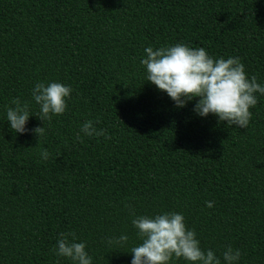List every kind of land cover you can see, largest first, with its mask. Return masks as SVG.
<instances>
[{
	"label": "trees",
	"instance_id": "trees-1",
	"mask_svg": "<svg viewBox=\"0 0 264 264\" xmlns=\"http://www.w3.org/2000/svg\"><path fill=\"white\" fill-rule=\"evenodd\" d=\"M177 43L239 57L264 84V0H0V264H70L53 252L62 232L93 264H130L132 219L162 212L182 213L202 249L264 264V96L245 128L197 116L195 100L176 108L140 59ZM39 82L72 89L44 122ZM13 97L33 115L26 127L44 128L39 142L9 129ZM87 120L108 138H77Z\"/></svg>",
	"mask_w": 264,
	"mask_h": 264
},
{
	"label": "clouds",
	"instance_id": "clouds-1",
	"mask_svg": "<svg viewBox=\"0 0 264 264\" xmlns=\"http://www.w3.org/2000/svg\"><path fill=\"white\" fill-rule=\"evenodd\" d=\"M144 67L146 80L160 92L165 93L176 108H183L195 100L193 112L206 118L210 114L218 122H226L245 128L252 116L251 108L258 103L257 94L264 96V84L257 82L255 76L249 78L239 57L227 59L213 58L203 47L192 48L184 43L156 48L145 47L140 59ZM71 87L60 82H39L31 89L32 100L39 107L41 121L52 116L62 115L67 109ZM198 98V99H197ZM11 106H6L7 125L14 134L34 132L40 137L43 127L29 130L26 125L30 118L28 104L13 97ZM98 122V121H97ZM92 137L104 136L103 130H97L93 121H85L79 128V135ZM40 158L48 160L49 153L41 149ZM208 208L213 202H206ZM135 235L140 241L130 249V264H170L175 258L183 259L185 264H239L241 252L228 246L218 257L213 250H204L196 238L194 230L185 224V218L179 212H162L153 216L141 215L132 219ZM128 236L108 238V245L123 246ZM59 258L70 264H93V258L86 250L84 241L76 242L74 233H60L53 248Z\"/></svg>",
	"mask_w": 264,
	"mask_h": 264
}]
</instances>
